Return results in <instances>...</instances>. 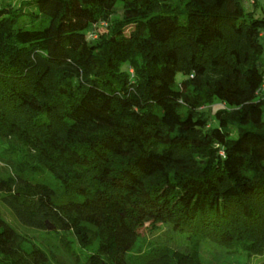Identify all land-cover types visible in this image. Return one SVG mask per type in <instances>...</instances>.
Returning <instances> with one entry per match:
<instances>
[{"label":"trees","instance_id":"16d2710c","mask_svg":"<svg viewBox=\"0 0 264 264\" xmlns=\"http://www.w3.org/2000/svg\"><path fill=\"white\" fill-rule=\"evenodd\" d=\"M15 1L0 0V161L12 171L0 177V199L17 219L70 229L80 248L121 261L120 244L144 224L263 255L264 8L255 16L242 0ZM29 5L46 25L17 23ZM36 169L60 189L29 174ZM23 239L0 215V264H47ZM58 240L54 264H105ZM183 264H201L196 250Z\"/></svg>","mask_w":264,"mask_h":264},{"label":"rangeland","instance_id":"374dc122","mask_svg":"<svg viewBox=\"0 0 264 264\" xmlns=\"http://www.w3.org/2000/svg\"><path fill=\"white\" fill-rule=\"evenodd\" d=\"M15 2V5H17L20 0H16ZM242 2L245 10H254L255 16H259L261 9L264 8V0H256L255 5L248 3L247 0H242ZM119 6L120 2L117 1L115 4V17H118L120 14ZM34 12L37 13L36 17H33ZM16 18L18 24H22L27 28L41 27L48 22L47 17L36 10L33 5L26 7L24 13L19 14ZM182 22H184V20H182ZM259 42L262 45V56L264 54V28L261 30ZM181 77V74H176V81L180 80ZM217 107L218 103L213 102L206 107V111L210 110L212 112ZM7 146L8 142L0 139V152ZM11 172V169L0 161V177H6L8 173ZM29 174L47 181L56 191L60 189L59 185L47 174V172H41L40 169H36L33 174ZM0 215L17 232L25 236V239H23L25 245H30V243L33 242L35 245L39 246L44 255L40 251V256H38L41 260H44L46 257L45 262H47V264H54L51 255H54V245L60 242L58 237H60L61 241L71 240V245L73 243L74 255L80 260L83 259L84 255L95 251L97 257L105 264H183L185 255L191 253L192 250H196L201 264H264V254L249 255L239 247L233 245H217L207 241L203 242V244L195 245L188 241L185 236L172 231L170 227L167 229L166 226L161 225L157 229L150 230L145 226L146 224L137 229L138 235H136L131 242L120 244V246L128 248L124 253L123 261H121V258L117 260L113 259L104 251H96V247L92 245L80 248V246L75 243L72 230L70 229L67 231L53 232L51 230H39L23 225L17 219L13 211L1 199ZM80 223L86 225L90 229L97 230L101 233V238L103 237V228L94 226L84 220ZM87 235H89V232ZM55 259L61 260L58 256H55Z\"/></svg>","mask_w":264,"mask_h":264},{"label":"built area","instance_id":"2783aa9c","mask_svg":"<svg viewBox=\"0 0 264 264\" xmlns=\"http://www.w3.org/2000/svg\"><path fill=\"white\" fill-rule=\"evenodd\" d=\"M255 0H247L248 3L252 4ZM91 37H94V34H91ZM264 89V77L262 79V82L260 84V86L258 87V89L256 90L257 92L261 91Z\"/></svg>","mask_w":264,"mask_h":264}]
</instances>
